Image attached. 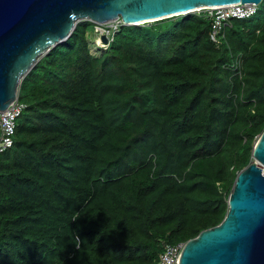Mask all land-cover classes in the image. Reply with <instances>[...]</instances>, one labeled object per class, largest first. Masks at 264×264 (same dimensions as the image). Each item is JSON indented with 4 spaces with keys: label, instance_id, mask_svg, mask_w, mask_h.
<instances>
[{
    "label": "trees",
    "instance_id": "obj_1",
    "mask_svg": "<svg viewBox=\"0 0 264 264\" xmlns=\"http://www.w3.org/2000/svg\"><path fill=\"white\" fill-rule=\"evenodd\" d=\"M79 20L22 78L0 151V264H156L221 221L264 129V0L219 42L203 11Z\"/></svg>",
    "mask_w": 264,
    "mask_h": 264
},
{
    "label": "water",
    "instance_id": "obj_2",
    "mask_svg": "<svg viewBox=\"0 0 264 264\" xmlns=\"http://www.w3.org/2000/svg\"><path fill=\"white\" fill-rule=\"evenodd\" d=\"M261 0H0V110L17 96L26 73L79 20L141 24L205 6ZM107 42L105 32L100 33ZM241 168L217 224L186 241L178 264H264V129Z\"/></svg>",
    "mask_w": 264,
    "mask_h": 264
},
{
    "label": "built area",
    "instance_id": "obj_3",
    "mask_svg": "<svg viewBox=\"0 0 264 264\" xmlns=\"http://www.w3.org/2000/svg\"><path fill=\"white\" fill-rule=\"evenodd\" d=\"M259 3L254 2H233L229 4L205 6L197 11H203L204 14L211 18V32L210 37L213 41L219 42L224 35L223 28L228 20L232 17L242 18L249 16L257 10ZM119 23V21H117ZM113 22L109 25L94 23L97 39H99V46L107 47L113 34L111 28L118 23ZM105 32L108 37L107 42H102L100 33ZM25 107V103L16 98L5 108L0 110V151L9 147L13 142V133L16 125V118L19 116L21 110ZM184 242L165 243L163 251L159 253L156 264H178V257Z\"/></svg>",
    "mask_w": 264,
    "mask_h": 264
},
{
    "label": "rangeland",
    "instance_id": "obj_4",
    "mask_svg": "<svg viewBox=\"0 0 264 264\" xmlns=\"http://www.w3.org/2000/svg\"><path fill=\"white\" fill-rule=\"evenodd\" d=\"M260 5V2L258 4V6ZM193 12H197L196 11H193ZM117 22V21H116ZM151 22V21H149ZM118 23V22H117ZM88 34H89V38H90V47H91V50H97L99 48H104V47H101L99 46L98 42H99V39H97V36H96V32H95V25H93L92 23L89 25L88 27Z\"/></svg>",
    "mask_w": 264,
    "mask_h": 264
}]
</instances>
